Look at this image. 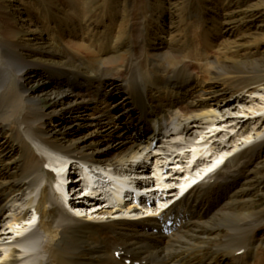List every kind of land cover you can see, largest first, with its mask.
Returning <instances> with one entry per match:
<instances>
[{
	"label": "bare ground",
	"instance_id": "obj_1",
	"mask_svg": "<svg viewBox=\"0 0 264 264\" xmlns=\"http://www.w3.org/2000/svg\"><path fill=\"white\" fill-rule=\"evenodd\" d=\"M138 1L146 7L142 11L139 9L141 19L129 29V41L121 39L120 25L110 27L111 36L102 44L94 42L95 31L85 36L80 33L78 39H72L75 49L83 48L98 54L99 59L96 60L104 65L119 67L128 60V65L124 69L120 68L123 70H111V80L108 76L105 77L107 80L95 79L94 72L83 67L68 49L62 48L63 30L58 35L61 49L44 50L49 53L48 58L56 68H72L63 71L67 89H61L63 83L60 80L50 79L55 89L71 93L54 89L45 94L50 100L43 99L40 92L46 89V85H42L44 87L40 91L38 86L26 83L29 64L25 62L26 65L23 64L21 68L17 66V83L11 89L0 92L2 100L10 98L9 103L16 105L11 114L0 113V116L2 120L8 121L11 131H15L21 139L22 164L27 168V173L14 181L12 191L0 195V264H60L62 261L61 264H127L128 260L130 264H264V255L257 248L263 236L258 237V231L264 227V212L254 207V202L248 199L233 202V195L228 197L226 190V182L239 176L242 166L264 146V131L254 136L247 135V138L243 136L245 140L241 145L235 143L233 146L232 157L228 155L230 150H226V155L221 153L215 156L212 144L209 145L210 139L218 136L222 128L230 129L233 136L242 135V127L237 130V126L243 122V118L264 119V75L256 77L253 87L247 86L238 91L236 100H231L232 95L229 97L218 91L210 92L209 98L203 99L202 90L208 84L187 64L170 72L168 77L161 75L158 67L153 69L143 55L137 56L135 53H143V47H146L148 55L156 60L163 56L162 48L170 45L172 37L161 24L156 34L153 37L150 35L152 14L148 9L149 2ZM4 19L11 23L5 13ZM142 19H146L145 24ZM4 29V36L0 37V51L8 49L12 51L13 58L19 60L22 54L15 51L16 45H20L16 40L18 29L8 23ZM130 37H134V41H130ZM142 42L145 45L142 46ZM108 47L111 51H107ZM34 64L31 62L30 66ZM137 65L143 66L150 74V79L147 77L143 84H139L138 90L125 79L131 77L130 71ZM223 65L227 66V63ZM108 72L105 71V74L108 75ZM40 76L37 74L35 79L39 80ZM117 80L128 85L123 90L128 100L112 106L124 110L112 114L109 123L102 128L106 135H116L115 145L105 142L103 138L91 145L79 137L70 139L67 134L72 132L65 131L60 133L62 137L59 139L54 131L47 128L45 109H56L59 105L68 109V105L84 101V93H94V88L101 98L99 105H109L116 87L120 85ZM176 80H180L179 84L174 83ZM108 85L110 88L106 89ZM85 86L89 87L86 92ZM168 99L172 103L164 104ZM232 113L238 115L237 119H233L236 123L227 126V116ZM3 145L4 142L0 146ZM66 155L80 162L79 168L76 170L73 167L71 171L75 169L74 173L82 177L83 187L86 186L90 191L85 194L104 197L109 208L103 206L99 209L96 204L101 201L93 198L85 200L91 205L88 209L94 208L92 212L87 211L85 203L79 206L75 204L77 208H73L70 196L80 185L77 183L80 179L68 181L62 175L61 172H68L67 165L70 164L69 160H65ZM197 157L198 160L193 164ZM184 158L186 161L183 163ZM225 160L221 170L216 171ZM45 166L57 171L59 176L56 184L58 191L52 185L49 191L54 220L60 230V242L56 246L50 243L43 232L44 227H40L42 218L39 207H34L36 203L45 201L41 190V186L47 182L42 172ZM109 167L111 173L103 169ZM121 171L123 179L126 174H130L139 176L143 181H148L147 178L155 174L158 192H154L152 198L162 206V210L156 211L158 205L139 210L135 203L128 202L129 198L124 195L129 185L117 178ZM233 171H237V175H233ZM189 177H192L191 181ZM197 178L203 179L192 186ZM186 190L187 193L176 204L167 206L174 197ZM29 207L36 213L30 212ZM151 210L154 212L152 216L138 218V215L142 216L145 211ZM251 217L253 221L247 231V245H239L234 249L240 238L237 235L241 221ZM235 241L234 246L231 245ZM241 249H244L243 253L238 254Z\"/></svg>",
	"mask_w": 264,
	"mask_h": 264
},
{
	"label": "rangeland",
	"instance_id": "obj_2",
	"mask_svg": "<svg viewBox=\"0 0 264 264\" xmlns=\"http://www.w3.org/2000/svg\"><path fill=\"white\" fill-rule=\"evenodd\" d=\"M147 1L149 2V12L152 14L149 28L150 35L153 37L161 24L163 29L168 32V35L172 37V40L169 43L170 45L163 46L164 54L156 60L148 55L146 47H143V53L138 52L135 54L137 56L143 55L151 63L153 69L158 67L161 75L168 77L170 72L187 64L204 78L206 84H208L207 87H204V91L202 90L203 99H208L211 95L210 92L218 91L229 97L232 95L233 98L231 100H236V96H239L238 91L241 89L247 86L253 87V82L259 74L264 75V0ZM141 5L138 0H0V37L4 36V28L7 23L14 25L19 31H17L16 40L20 43L19 46H15V51L22 54V57L18 60L16 57L13 58L12 51L9 52L8 49L0 51V66L2 67L0 69V92L11 89L17 83V71L25 63L29 64L25 76L26 83L29 86H38L40 91L44 87L42 85H46V89L40 92L43 99L50 100V97L45 94L51 93L55 89L50 79L53 81L60 80L63 83L61 89H67L63 71H68L72 68L70 66L56 68L53 65L54 63H51L52 60L48 58L49 53L47 54L45 51L48 48L52 50L61 49L58 46V43L61 42L58 35L63 30L62 48L68 49L83 64V67L94 72L95 79L107 80L105 77L108 76V79L111 80L113 78L111 70L113 72L114 70H123L128 65V60L122 62L119 67L109 64L104 65L96 60L98 58L96 52L97 55L83 48H81L82 50L75 49L72 46L75 43L73 40L80 36V33L85 36L86 33H94L95 31L94 38L96 39H94V42L102 44L103 41H106L111 36L110 27L116 28V26L120 25V30H122L121 39L129 41V29L140 21L141 15L139 14L141 12H139V9L142 11L146 7ZM3 13L8 15L11 23L7 22L6 19L3 20ZM141 21H144V24L146 23V19ZM131 40L134 41V37H130ZM46 44L49 45L46 46ZM143 45L145 44L142 42ZM128 46L131 47V45ZM125 49H128V47H125ZM107 51H111L109 47ZM31 62L35 64L30 66ZM220 62L227 63V66ZM143 66H135L130 71L131 77H125L127 82L134 85L137 90L139 84H143L147 77L150 79V74ZM122 67L123 69H120ZM105 71H109V74L106 75ZM37 74L41 75L39 80L35 79ZM174 75L177 76L179 74L175 73ZM179 81L176 80L174 83L179 84ZM118 83L120 85L116 87L117 92L115 91L113 100H111L109 105L105 103L99 105L101 98L97 94L96 89L94 88V93L91 94L86 92L89 87L85 86L84 101L80 100L79 104L68 105V109L65 107L61 108L60 105L56 109L48 107L45 109L47 128L52 132L54 131L55 136L57 135L56 137L59 139L62 137L60 133L65 131L66 133H73L67 134L70 139L79 137L91 145L100 138H103L105 142L108 141L111 145H115L117 142L116 135H106L102 128L109 123L112 114H119L124 110L121 107L120 109H114L112 106L128 100L127 95L125 96L123 91L128 85H124L122 81H118ZM174 83V86H178ZM109 88L110 85L106 86V89ZM61 89H55V91L71 93ZM2 98H0V113L9 115L16 105L9 103L10 98H4V100ZM170 103H172V100L168 99L164 104L168 105ZM80 115L82 116L80 117ZM237 117L238 115L233 113L227 116L229 122L225 125H235L236 122L233 119H237ZM242 121L237 126V130L242 127L240 132L242 135L233 136V132L230 129L222 128L223 130H220L218 136L210 139L209 145L212 144L213 152H216L214 153L215 156H220L221 153L226 155V150H230L231 152L229 151L228 155L232 157L235 143L241 145V142L248 136H254L257 132L264 131V119L259 120L258 117L243 118ZM10 127L8 126V121L2 120V116H0V145L4 142L3 147L0 146L1 196L11 192L14 181L21 178L24 173H27V168L22 164L21 139L15 131H11ZM243 136L246 137L244 138ZM32 148L34 147L32 146ZM243 159H240V161ZM226 160L221 163L216 171L221 170ZM182 161L184 163L186 158L182 159ZM42 172L47 178V182L41 186L45 201L40 204L36 203L34 207H39V213L42 218L39 223L40 227H44L43 232L49 238L50 243L56 246L60 242V230L54 220V207L49 201L51 183L55 181L56 175L46 168ZM237 173V171H233V175H237ZM201 181L199 179L196 184ZM226 185L228 197L233 195V202L235 200L248 199L254 202V207H258L264 212V146L259 149L245 166H242V173L230 179L229 182H226ZM199 194L200 196L202 195L201 190ZM217 194L221 195V193ZM242 194L245 196H242ZM93 209L92 207L91 209L87 208V211L92 212ZM28 210L31 212L32 207H29ZM252 221V217L241 221L240 234L238 233L237 235L241 240L238 238L237 243L236 239L231 244L234 246L236 243L234 249L239 245L241 247L247 245L246 242L249 239L247 231ZM263 230L264 227H261L258 231V237L263 236H261L262 239L259 238L260 242L257 248L259 253L264 255ZM243 234H246V236ZM63 262H60V264ZM30 263L32 262L30 261Z\"/></svg>",
	"mask_w": 264,
	"mask_h": 264
}]
</instances>
